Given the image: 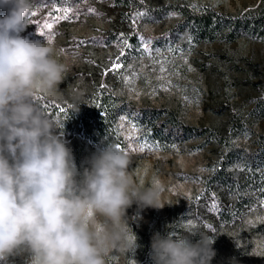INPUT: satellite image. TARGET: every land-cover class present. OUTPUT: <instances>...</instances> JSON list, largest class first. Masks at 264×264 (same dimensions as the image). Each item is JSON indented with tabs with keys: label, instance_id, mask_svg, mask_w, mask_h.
<instances>
[{
	"label": "rangeland",
	"instance_id": "obj_1",
	"mask_svg": "<svg viewBox=\"0 0 264 264\" xmlns=\"http://www.w3.org/2000/svg\"><path fill=\"white\" fill-rule=\"evenodd\" d=\"M262 1L136 0L125 8L113 0H34L36 14L29 16L30 25L21 35L46 42L68 68L57 89L34 100L55 121V134L68 142L76 179L103 148L82 132L60 133L57 115L68 99L88 100L98 83L120 96L122 143L115 147L129 156L136 186L158 187L165 204L141 209L133 203L126 217L129 245L136 242V247L110 250L105 264H154L150 252L155 234L190 235L196 243L200 235L191 232L214 237L211 264H264V196L256 183L264 170V40L201 41L173 8L242 13ZM64 7L72 10L71 18L57 20L62 12L55 9ZM6 14L0 8V17ZM46 23L53 28L41 36ZM114 63L122 67L111 70ZM170 116L176 126H170ZM183 125L192 129L182 133ZM196 128L220 130L223 138L198 135ZM141 138L159 149L133 151ZM239 196H251L252 203L228 222L222 211L231 213ZM96 220L100 230L105 218L97 215ZM0 264L34 262L22 251Z\"/></svg>",
	"mask_w": 264,
	"mask_h": 264
},
{
	"label": "clouds",
	"instance_id": "obj_2",
	"mask_svg": "<svg viewBox=\"0 0 264 264\" xmlns=\"http://www.w3.org/2000/svg\"><path fill=\"white\" fill-rule=\"evenodd\" d=\"M34 0H0V261L27 251L34 264H105L110 250L133 251L126 210L162 208L158 187L141 189L130 158L112 144L89 161L82 178L72 150L34 100L51 94L68 68L53 49L21 33L30 25ZM105 218L97 230L96 216ZM155 234L154 264H211L215 239L202 232Z\"/></svg>",
	"mask_w": 264,
	"mask_h": 264
},
{
	"label": "trees",
	"instance_id": "obj_3",
	"mask_svg": "<svg viewBox=\"0 0 264 264\" xmlns=\"http://www.w3.org/2000/svg\"><path fill=\"white\" fill-rule=\"evenodd\" d=\"M138 1V0H137ZM114 4H122L129 7L131 2L136 0H113ZM185 20L191 24L194 35L201 41L213 42H234L242 37H255L264 40V0L252 9L242 13H226L213 8H190L189 6H174ZM133 43L136 41L132 38ZM120 96L106 88H100L95 83V93L88 100L71 98L60 105L64 112L57 115L60 133H84L93 143L105 148L108 144L114 146L122 143V136L119 134L117 119L120 111ZM170 126H176L177 120L170 116ZM232 123L236 124L237 122ZM239 124V123H238ZM187 126H182L180 131L187 133ZM196 133L202 136L222 139L223 133L220 130L211 132L207 128L197 129ZM226 170L223 166L222 172ZM259 195L264 188V170L259 174L258 180ZM251 196H239L232 204V212L222 211L221 217L228 222L241 216L247 206L252 203Z\"/></svg>",
	"mask_w": 264,
	"mask_h": 264
},
{
	"label": "snow or ice",
	"instance_id": "obj_4",
	"mask_svg": "<svg viewBox=\"0 0 264 264\" xmlns=\"http://www.w3.org/2000/svg\"><path fill=\"white\" fill-rule=\"evenodd\" d=\"M55 11L57 12H62V15L60 16H57L56 19L57 20H68L71 18L72 16V10L70 8H67V7H64V8H57L55 9ZM90 11L92 12H95L94 9H90ZM36 13L33 12L32 15H35ZM137 15H142L140 13H138ZM53 28V24L52 23H46L44 24L42 27H41V30H40V35L41 36H44V30L45 29H52ZM121 36H123V34H121ZM51 38H49V42H50ZM81 43H84L83 41H81ZM147 44L145 45V49H147ZM122 54V53H121ZM119 59V57L117 58ZM122 67L121 64H118V63H114L113 65V69L111 70H115V69H118ZM165 71V69L163 67H161V72ZM162 88L164 91H168V87L167 86H163L162 85ZM61 112H64V109L61 108L60 109ZM133 127V130H136L137 126L135 124L132 125ZM245 137H247L248 133L245 132L244 133ZM119 148V146H117ZM145 149H148L149 151H153V150H158L159 149V145L158 144H149L147 141H144L142 138H141V141L139 142V147L138 149L137 148H134L133 151H141L143 152ZM261 192L264 193V188L261 189ZM264 203V202H262ZM213 206H215V204H213Z\"/></svg>",
	"mask_w": 264,
	"mask_h": 264
}]
</instances>
